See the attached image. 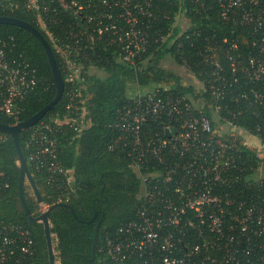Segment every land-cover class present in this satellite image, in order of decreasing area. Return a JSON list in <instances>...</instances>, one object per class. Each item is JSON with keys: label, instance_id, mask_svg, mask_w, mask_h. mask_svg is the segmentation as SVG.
Segmentation results:
<instances>
[{"label": "built area", "instance_id": "built-area-1", "mask_svg": "<svg viewBox=\"0 0 264 264\" xmlns=\"http://www.w3.org/2000/svg\"><path fill=\"white\" fill-rule=\"evenodd\" d=\"M17 1L42 27L46 13L55 17L58 10L79 15L83 30L73 24L80 32L93 23L97 38H81L71 24H65L63 37L46 32L64 75L69 108L83 104L79 90L88 57L84 51L92 44L102 40L115 49L118 62L131 65L145 52L150 1ZM192 2L204 10L202 2ZM215 2L218 20L246 30L251 38L245 47L237 37L222 38L226 67L212 66L207 89L216 99L234 103L247 99L263 109L264 88L256 83H264V0ZM12 40L0 39V117L9 125L20 121L21 102L39 85L34 68L21 54H12ZM218 109L215 106L212 112ZM80 111L72 119L48 118L26 129L25 162L33 171L45 173L48 183L66 174L57 161V136L64 133V126L84 127L83 108ZM214 122L218 125L213 128L210 119L191 110L183 98L158 89L135 94L118 111L112 128L119 134L108 148L119 147L130 158L140 187L134 218L101 237L99 251L111 264H264V167L247 166L238 146L251 151L250 159H261L264 145L252 130L241 129L226 117L215 116ZM170 129L175 133L165 137ZM226 136L238 138V144L225 142ZM7 188L0 172V195ZM32 257L29 231L15 222L0 224V264H27Z\"/></svg>", "mask_w": 264, "mask_h": 264}, {"label": "trees", "instance_id": "trees-1", "mask_svg": "<svg viewBox=\"0 0 264 264\" xmlns=\"http://www.w3.org/2000/svg\"><path fill=\"white\" fill-rule=\"evenodd\" d=\"M143 1V0H136ZM150 1L151 16L148 18L147 45L142 58L135 64L118 62L113 47L106 46L102 40L92 44L84 52L88 55L84 62L83 86L79 90L83 104H75L69 108L65 99L66 84L59 101L48 111L40 121L48 118L72 119L80 116L84 127L72 129L64 126V133L57 136V161L65 171V176L54 182H47L45 173L35 172L27 164L33 181L39 191L42 203L50 206L55 203L70 205L75 213L72 217L66 208L58 207L48 214L49 232L53 235L52 247L56 253L58 264H111L99 251L103 234H111L121 223L134 218L138 205V190L140 187L138 175L130 168L131 160L125 156L119 147L108 148L119 133L112 128L116 116L127 99L128 85L137 88L158 86L159 92L172 94L183 98L191 110L201 111L215 127L216 118L226 117L231 124L241 129H250L264 145V108L252 106L247 99L240 98L238 103L230 100L216 99L207 89L206 81L210 79L212 66L215 64L226 67L222 52V38L237 37L241 47L247 45L246 30L233 28L228 23L218 20V8L215 0H197L202 2L204 10L198 8L192 0H145ZM38 3H48V0H37ZM85 13L88 10L84 11ZM0 16L17 18L31 24L46 40V32H52L60 37L66 35L65 24H73V20L64 10H58L54 16L46 13L41 15L43 27L37 22L35 14L24 11L17 0L8 2L0 0ZM47 19L55 22L47 23ZM59 19L62 23H59ZM141 21H145L143 18ZM79 31L78 28H75ZM81 38L86 35L97 38L93 23L80 32ZM195 34V35H194ZM103 36V35H102ZM12 38V54L27 62L35 70L39 85L21 102L20 121L27 119L46 105L54 96V85L48 70L43 50L36 39L24 29L0 25V39ZM104 38V37H102ZM52 52V50H51ZM57 69L64 78L56 55L52 52ZM165 56H170L174 63L185 66L200 82L196 93L192 87L182 86L178 77L159 66ZM89 68L101 71L104 75L96 77L88 75ZM241 83L244 85V81ZM258 87L263 82L256 83ZM165 86L168 87L165 90ZM201 104L194 108L192 100ZM215 106L219 107L213 113ZM213 114V115H212ZM212 115V116H211ZM214 117V118H213ZM0 123L9 125L11 122L0 117ZM19 136L20 147L24 158V135ZM235 138H237L235 136ZM225 142L238 144V138L223 137ZM242 160L247 166L264 167V156L253 158L251 151L240 146ZM17 160L10 138L0 134V172L7 180L8 188L0 195V224L15 222L27 229L33 240V257L27 264H47L46 250L41 225L29 224L22 212L17 199ZM262 164V165H261ZM249 192V191H248ZM243 195H246L242 192ZM27 206L38 214V208L33 199L28 198L23 190ZM95 214L93 220L91 218ZM103 218L98 226L97 242L93 253L92 239L94 227L100 216ZM54 243V244H53Z\"/></svg>", "mask_w": 264, "mask_h": 264}, {"label": "water", "instance_id": "water-1", "mask_svg": "<svg viewBox=\"0 0 264 264\" xmlns=\"http://www.w3.org/2000/svg\"><path fill=\"white\" fill-rule=\"evenodd\" d=\"M67 14L70 18L73 19L77 27L80 30H83L80 16L73 14L70 10H67ZM0 25H9V26H15V27L24 29L36 39V41L39 43V45L41 46L43 50V53H44V56L47 62L48 70H49V73H50V76H51V79L54 85V96L46 105L41 107L36 113L31 115L27 119L19 121L18 123L14 125H7V124L0 123V134L8 136L13 144L15 157L17 160L16 166H17V172H18L17 184H16L17 199L19 201L22 212L24 213L26 217V221L29 224L38 223L41 225L42 235L44 239V246L46 250L47 264H55L54 257H53L51 234L49 232V222L47 219L48 214L53 209L58 208V207L66 208L70 212L72 217H75V213L72 207L66 203H55L46 208H43L44 204L42 203L41 196L33 181L32 175L27 167L25 158L22 154V150H21L20 142H19V136L22 131H25L26 129L38 123L43 118V116L48 111H50L53 108V106L59 101V99L61 98L62 92H63V81L57 69L56 62L54 60V57L52 55V52L50 50L48 43L43 38V36L31 24L24 22L22 20H19L17 18L8 17V16H0ZM174 133H175V130L170 129L169 132L165 131L164 135L165 137H169L171 134H174ZM25 184L28 186V188L31 191V194L34 199V203L40 209L39 213L36 215L27 206V203L23 196V188ZM94 217H95V214L93 215L91 220H93ZM102 218H103V215L100 216V218L98 219L94 227L92 246H91L93 253L95 251L96 242H97L98 226Z\"/></svg>", "mask_w": 264, "mask_h": 264}, {"label": "rangeland", "instance_id": "rangeland-1", "mask_svg": "<svg viewBox=\"0 0 264 264\" xmlns=\"http://www.w3.org/2000/svg\"><path fill=\"white\" fill-rule=\"evenodd\" d=\"M159 66L166 70V71H170L172 72L175 76L178 77V81L179 83L184 86V87H187V86H190L193 88L194 90V93H196V91L199 90L200 88V82L197 80L196 77H194L187 69L185 66H179V65H176L174 63V61L172 60V58L170 56H165L163 58V60H161L159 62ZM88 75H93V76H96V77H102L104 74L101 72V71H98V70H95L94 68H89L88 70ZM158 86H150V87H146V88H137L136 86H129L128 85V92H127V97H132L134 96L135 94H145V93H149V92H152L153 90L157 89ZM168 87L165 86V90H167ZM188 98V100H192L190 99L189 96H185ZM193 106L194 108L198 109L199 106L201 104H199V102H196V101H193ZM213 115V114H212ZM211 115V116H212ZM214 118V117H213ZM218 125L217 122H215V126ZM218 127H221L223 131H228L229 128L227 126H218ZM218 130V129H217ZM237 132V131H236ZM248 140V139H247ZM24 192L27 194V197L28 198H32L33 199V196L31 194V191L30 189L28 188V186L25 184L24 185V188H23ZM34 201V199H33ZM43 208H46V207H43ZM38 210H40L38 208ZM53 235H51V240L53 239ZM54 244V243H53ZM55 252L53 251V257H54V263L55 264H58L57 260H56V257H55Z\"/></svg>", "mask_w": 264, "mask_h": 264}, {"label": "flooded vegetation", "instance_id": "flooded-vegetation-1", "mask_svg": "<svg viewBox=\"0 0 264 264\" xmlns=\"http://www.w3.org/2000/svg\"><path fill=\"white\" fill-rule=\"evenodd\" d=\"M37 206V205H36ZM38 208V207H37ZM38 213H39V211H38Z\"/></svg>", "mask_w": 264, "mask_h": 264}]
</instances>
